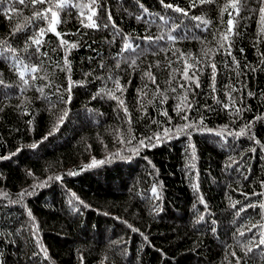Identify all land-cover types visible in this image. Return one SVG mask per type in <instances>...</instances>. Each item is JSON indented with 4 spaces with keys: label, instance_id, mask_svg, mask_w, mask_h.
Listing matches in <instances>:
<instances>
[{
    "label": "trees",
    "instance_id": "16d2710c",
    "mask_svg": "<svg viewBox=\"0 0 264 264\" xmlns=\"http://www.w3.org/2000/svg\"><path fill=\"white\" fill-rule=\"evenodd\" d=\"M228 2L164 0L185 16L161 0H97V29L82 27L79 10L69 7L56 28L77 46L66 51L47 32L40 49L47 56L39 58L24 50L26 37L47 22L13 35L34 8L0 2V48L16 49L25 65L43 61L37 73H24V85L13 54H0V157H9L0 159V264H264L262 5L241 0L236 15L221 11ZM228 12L232 34L221 49ZM194 16L210 21L207 30ZM189 56L202 70L200 87L187 93L186 121L177 105L179 84L188 82L174 70ZM65 59L70 70L62 71ZM186 123L194 127L181 132ZM164 129L169 138L146 139Z\"/></svg>",
    "mask_w": 264,
    "mask_h": 264
},
{
    "label": "snow or ice",
    "instance_id": "6c2138e0",
    "mask_svg": "<svg viewBox=\"0 0 264 264\" xmlns=\"http://www.w3.org/2000/svg\"><path fill=\"white\" fill-rule=\"evenodd\" d=\"M0 2H3V0H0ZM219 0H193L192 3V7H195L197 5V3L199 4H213L216 3L218 4ZM19 4H24V5H32L34 8L33 11V17L31 19L27 20L26 25H20L17 24L16 25V29L13 32V35H16L19 32H23L25 30V28L28 25H31L32 23H34V21L36 20H40V21H46L48 24L47 28L44 27H39L37 31H34L30 36L26 37V44L27 47L24 49L25 51L28 50V48H33L34 49V53L37 55V58H39L40 55L43 56H47V53H41L40 49L42 44L44 43L43 41V37L46 35L47 32H51L53 34H55L58 39H59V46L61 48H64L66 51L68 48H75L77 45L76 44H69L68 41L63 39V36L61 35L60 32L57 31V24L60 23L59 21V12L64 11L65 9L69 8V7H73L79 10L80 13V17H81V25L82 27H86L89 29H97L100 27V25L97 23V19H94V17H97V12H96V3L97 0H91V4L89 5H84V4H80V3H72V0H18ZM161 3L164 4V0H161ZM241 0H229L228 3H225L223 5V8L221 9V11H227L229 8H231L233 11H235L236 15H239V11H240V5ZM39 5L40 7L37 8L36 6ZM261 7L259 8V16H260V24H261V32L264 33V0H261ZM165 7L173 9L176 12H180L183 15L187 16L188 12L185 11L184 9H181L180 7L174 6L172 4H164ZM85 8H88L90 14L87 15L85 17ZM9 10H12L11 8ZM146 11V10H145ZM229 15V19L227 21V32L225 33H221V40L218 41L220 48L223 49L225 47V42H229V38L232 34V27H233V20L234 17L232 15V12H228ZM98 18V17H97ZM192 19L195 20H201V23H203L205 25V30H207V26L210 24V21L208 20H203L201 17H192ZM85 20L87 22H85ZM108 20L111 21L112 17L111 14L109 13L108 15ZM104 27H108V24H104ZM112 26L115 27V23L112 22ZM199 27V25H197ZM145 39L151 41L152 38L151 37H146ZM158 39H163V37H160ZM169 39H175V37L169 36ZM228 47H231V44L228 43ZM132 49L131 44L125 43L124 45V49L123 50H129ZM134 51V49H133ZM4 52H9L13 54V58L17 61V63L14 65V67L16 68H23V71H20V78L23 81L24 85H28V80L24 79V73L25 72H30V73H37L40 69V66L42 65L43 61L40 62V64L37 65H32V64H28L25 65L23 63L22 60L19 59V57L16 55V49L12 48L10 45H6L3 48H0V54H3ZM229 55H231L230 51L228 52ZM183 55V54H182ZM208 53H205V56H207ZM191 59V57L189 56L188 59L184 60V66L181 69H177L174 71H181V78L185 81H187V84H179V87L181 89L184 90V95L183 98L181 100V103L177 105V111L178 112H184L183 115V119L184 120H188V115L187 112L185 111V109H191L192 108V104L188 101L187 98V93L188 91L192 88V85L195 86V88H199L200 87V83H199V79L197 77V73L199 71H201L202 69L198 67L199 65V61H194L192 63H189L188 60ZM131 63L134 65L135 64V60H132ZM65 65L66 68H62V71L65 70H70V68H68V61L67 59H65ZM208 66L211 68L212 70V91L215 92L216 88H215V77H216V64L215 63H211L209 62ZM117 67H119V64H117ZM191 71V75H189V72ZM146 75L152 80L153 84L156 83L155 77L152 76L151 73H146ZM32 80L37 79V77L35 75H33L31 77ZM173 79H175V76H173ZM3 81L0 80V84H2ZM115 83V91H120L122 92V86L120 85L119 81H114ZM26 89L21 88V91H25ZM38 91L43 92V89H38ZM69 91H70V87H69ZM115 91L113 90H109L108 95L111 96V98L113 99H118V97L115 95ZM172 92H176V88L173 87L171 89ZM157 94L162 95V93H160L159 91V87L157 86ZM166 99V97H165ZM229 100L231 101V97H229ZM120 105L124 104L123 100H119ZM149 103H151V101H149ZM143 106V105H141ZM225 108L229 107V104H225L224 105ZM125 113L127 114L128 109L125 107L124 108ZM240 109H237V112H239ZM163 115H167V112L162 113ZM68 113L67 111H65L63 113V115L59 118V122L54 125V128L56 130H59V125L61 123H63L64 119L67 117ZM257 119H261V118H257ZM129 122H131L130 118H129ZM200 124H203V121H200ZM194 127L193 124L191 123H186L185 125H183L180 129L181 132H185L188 129H192ZM246 128L250 129L251 128V123L245 125ZM171 129H164L163 134H154L153 137H147L146 139L151 142L153 139H155L156 141H161L165 138H169V134L171 133ZM207 131H212L210 129H208ZM54 133L50 132L49 135H53ZM246 133L244 132V130L242 129L240 133H238L237 135H245ZM190 135V133H189ZM47 137H45L46 139ZM140 145L147 147L148 145H146L144 143L143 140L140 141ZM153 147L155 146V144L152 145ZM32 148H36L37 145L33 144L31 145ZM193 157L195 156V149L193 148ZM9 157H0V159H8ZM96 161H93V164H95ZM91 166V165H90ZM71 174H75V173H69ZM55 179L59 180L60 177L57 176L55 177ZM155 188H153V192H155ZM202 199V198H201ZM250 207H255V205H250ZM261 207H264V205H261ZM241 211H243V209H241ZM29 215H31V213H29ZM201 220H203V216L200 217ZM253 227H256V225H253ZM249 231H251V228L249 229ZM241 235H243L244 233L241 232ZM260 244H264V233H261V239L259 241ZM251 249H249L250 251ZM46 255V253H45ZM233 255H235V253H233ZM237 264H239V261H237Z\"/></svg>",
    "mask_w": 264,
    "mask_h": 264
},
{
    "label": "water",
    "instance_id": "95a60500",
    "mask_svg": "<svg viewBox=\"0 0 264 264\" xmlns=\"http://www.w3.org/2000/svg\"><path fill=\"white\" fill-rule=\"evenodd\" d=\"M82 167H83L82 165L79 167H76L75 168L76 173H80V171L82 170Z\"/></svg>",
    "mask_w": 264,
    "mask_h": 264
}]
</instances>
